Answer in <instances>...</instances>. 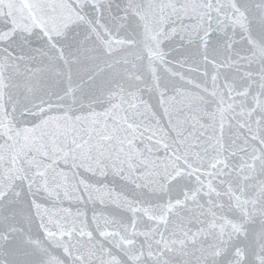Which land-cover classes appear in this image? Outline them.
Segmentation results:
<instances>
[{"label": "snow or ice", "instance_id": "6c2138e0", "mask_svg": "<svg viewBox=\"0 0 264 264\" xmlns=\"http://www.w3.org/2000/svg\"><path fill=\"white\" fill-rule=\"evenodd\" d=\"M0 264H264V0H0Z\"/></svg>", "mask_w": 264, "mask_h": 264}]
</instances>
